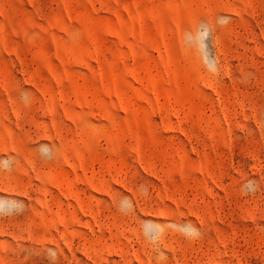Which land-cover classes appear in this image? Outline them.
I'll return each mask as SVG.
<instances>
[{"label":"rangeland","instance_id":"obj_1","mask_svg":"<svg viewBox=\"0 0 264 264\" xmlns=\"http://www.w3.org/2000/svg\"><path fill=\"white\" fill-rule=\"evenodd\" d=\"M0 264H264V0H0Z\"/></svg>","mask_w":264,"mask_h":264}]
</instances>
